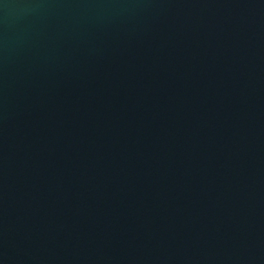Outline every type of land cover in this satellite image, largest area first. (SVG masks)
Instances as JSON below:
<instances>
[{
    "label": "water",
    "instance_id": "95a60500",
    "mask_svg": "<svg viewBox=\"0 0 264 264\" xmlns=\"http://www.w3.org/2000/svg\"><path fill=\"white\" fill-rule=\"evenodd\" d=\"M0 264H264V0H0Z\"/></svg>",
    "mask_w": 264,
    "mask_h": 264
}]
</instances>
